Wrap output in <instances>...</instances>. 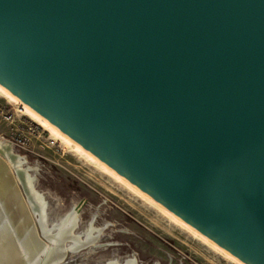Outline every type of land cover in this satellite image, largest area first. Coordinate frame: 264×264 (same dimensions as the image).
Listing matches in <instances>:
<instances>
[{"label": "water", "instance_id": "95a60500", "mask_svg": "<svg viewBox=\"0 0 264 264\" xmlns=\"http://www.w3.org/2000/svg\"><path fill=\"white\" fill-rule=\"evenodd\" d=\"M0 84L264 264V0H0ZM16 158L0 146V264H52Z\"/></svg>", "mask_w": 264, "mask_h": 264}, {"label": "rangeland", "instance_id": "374dc122", "mask_svg": "<svg viewBox=\"0 0 264 264\" xmlns=\"http://www.w3.org/2000/svg\"><path fill=\"white\" fill-rule=\"evenodd\" d=\"M23 122L35 129L30 147L32 152L5 141L1 136L0 138L4 140L3 145L11 146L12 151L18 155V160H23L22 165H25L28 174L37 178V188L41 192H48L58 197L57 202L66 205L69 203L65 200L68 193L72 195L71 202H77L83 196L89 197V204L92 205L90 208L99 212L100 219L114 221L113 230L128 229L140 236V241L138 237L121 236L123 240L134 242L131 251H143L144 254H136L138 264H237L185 226L164 214L155 204L131 191L111 175L102 172L96 165L80 158L75 152L68 151L61 144L54 142L42 126L29 117L19 114L17 105L0 95V135L8 136L19 133V130L25 131ZM65 187L77 189L69 191L68 188L61 194V189ZM81 255L83 259L77 262L79 264L84 263V257L89 256V254ZM134 255L91 254V258L98 260ZM65 256L66 261L69 262L74 260L77 254ZM70 264L75 263L70 262Z\"/></svg>", "mask_w": 264, "mask_h": 264}, {"label": "flooded vegetation", "instance_id": "af4514ba", "mask_svg": "<svg viewBox=\"0 0 264 264\" xmlns=\"http://www.w3.org/2000/svg\"><path fill=\"white\" fill-rule=\"evenodd\" d=\"M22 161L17 160L14 163L19 170L15 176L30 209L38 235L44 242L43 250L40 254L43 255L42 259L45 258V262L51 259L52 264H70V262L79 264L77 262H81L83 259L81 254H89L88 257H84L85 261L83 260L84 263L82 264H138L139 260L136 254H144L143 251H131L133 245H135L134 242L123 240L121 236L138 237L140 241L139 235L123 228L113 230L114 221L100 219L99 212L91 210L90 206L92 207V205L89 204V197L87 196L81 197L77 202H71L72 195L68 193L65 198V200L69 201L68 205L66 203H58V197L48 192H41L37 188V178L28 174L25 165H22ZM29 182L30 184H28ZM23 184L25 186L27 184V193L24 191ZM68 188L69 191L77 189ZM68 188L61 189L62 193H60L63 194L64 190ZM66 222L68 223L63 235L58 236V230ZM124 249H129L130 251L126 252ZM66 254H77V256L74 260L67 262ZM91 254L135 255L133 257L119 258L113 256L111 258L92 260Z\"/></svg>", "mask_w": 264, "mask_h": 264}, {"label": "bare ground", "instance_id": "6f19581e", "mask_svg": "<svg viewBox=\"0 0 264 264\" xmlns=\"http://www.w3.org/2000/svg\"><path fill=\"white\" fill-rule=\"evenodd\" d=\"M0 95L3 96V97H6L11 103L16 104L17 105V108L19 110V114H22V115H25V116L29 117L33 122H36L40 126H42L44 128V130L48 132L49 137L51 139H53L54 142H56L58 144H61V146L64 149H67L68 151L75 152L77 154V156H79L80 158L86 160L90 164L96 165L102 172H104V173H106L108 175H111L117 181L123 183L131 191L139 194L140 196H142L144 199H146L147 201L151 202L152 204H155L164 214L168 215L175 222L180 223L181 225L185 226L189 231H191L195 235L199 236L200 238H202L204 241L208 242L209 244H211L214 248H216L217 250H219L222 253H224L225 256H227V257L231 258L232 260H234L235 262H237V264H245L244 262H242L241 260H239L238 258H236L234 255H232L230 252L228 253V251H225L220 246L216 245L215 242L213 243L212 240L210 241V239H208L207 237H205V235H202L201 233H199V231H197L196 229H194V227L186 224L177 215H175V214L171 213L170 211H168L167 208L165 209L164 206L159 205V203H156V201H154L152 199V197H149V195H146V193H143L142 191H140L141 190L140 188L138 189L137 186H135L134 184H132L129 180H127L126 178H124L123 176H121L119 173H116V171L113 170L110 166H108L104 162L100 161V159H97V157L94 154H92L91 152H89L88 150H86L79 143H77L75 140H73L70 136H68L67 134H65L64 132H62L58 127H56L54 124H52L46 118H44L43 116H41L38 112H36L29 105H27L26 103L22 102L16 95H14L10 90H8L7 88H5L1 84H0ZM0 146L6 148L8 145H3V144L1 145L0 144ZM17 160L18 159L16 158L13 161V163L17 162ZM9 162H10V160H9ZM28 184H30V182ZM26 186H27V184H26ZM67 223L68 222L64 223L60 227V229L58 230V234H57L58 236L63 235V232L65 231L64 229L66 228ZM27 255L28 254H26V256ZM56 255H59V254H56ZM35 261L36 260H34L32 262L35 263ZM32 262H31V264H32Z\"/></svg>", "mask_w": 264, "mask_h": 264}, {"label": "built area", "instance_id": "2783aa9c", "mask_svg": "<svg viewBox=\"0 0 264 264\" xmlns=\"http://www.w3.org/2000/svg\"><path fill=\"white\" fill-rule=\"evenodd\" d=\"M23 124L25 125V131L21 132L20 130L18 131L19 133H12L8 136L2 134L0 135L5 141L10 142L11 144H15L23 149H26L30 152H32L33 150L30 148L31 147V143H32V136H35V129L31 126L28 125L26 123L23 122Z\"/></svg>", "mask_w": 264, "mask_h": 264}]
</instances>
